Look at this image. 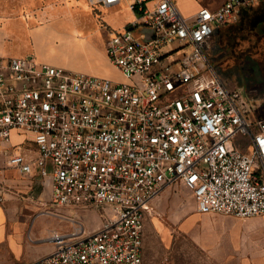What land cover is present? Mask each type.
Wrapping results in <instances>:
<instances>
[{
	"label": "built area",
	"instance_id": "2783aa9c",
	"mask_svg": "<svg viewBox=\"0 0 264 264\" xmlns=\"http://www.w3.org/2000/svg\"><path fill=\"white\" fill-rule=\"evenodd\" d=\"M122 1L134 19L103 29L125 82L0 57V143L29 135L38 152L26 161L7 150V166L39 177L50 210L105 214L96 231L67 217L70 228L47 239L55 251L32 264H144L145 221L172 184L197 213L264 215V117L250 118L247 95L226 87L202 49L264 0H225L194 21L173 0H89L107 9Z\"/></svg>",
	"mask_w": 264,
	"mask_h": 264
},
{
	"label": "crops",
	"instance_id": "0c3cea01",
	"mask_svg": "<svg viewBox=\"0 0 264 264\" xmlns=\"http://www.w3.org/2000/svg\"><path fill=\"white\" fill-rule=\"evenodd\" d=\"M173 1L180 13L189 21H194L195 14L199 11L205 9L214 11L225 2V0ZM119 6L110 9L118 10ZM99 7L91 4L89 0H0V57L25 58L70 72L125 82L126 79L122 74L107 60L105 54L107 33L98 25ZM129 14V19L116 25L123 26L132 21L134 13L129 10ZM240 16L238 25L231 28L222 26L214 30L207 40L211 45L210 53L205 54L218 77L230 90L236 89L232 82L233 77L226 73L228 66L238 62V59L254 58L264 54L262 51L264 5L254 4L250 8L243 9ZM102 18L111 24L107 18ZM216 45L220 48L213 52L212 48ZM244 94L247 95L254 114L256 115L257 112L259 117H264V101H258L247 93ZM15 136L19 140L17 142L12 140L8 148L9 152L21 154L26 161L36 159L38 152L31 136L13 134L12 137ZM24 145H29V155L22 153L21 148ZM172 185L165 187L153 200L155 209L160 211L165 209V201L170 194L167 191H170ZM50 209L48 195L43 191L39 177L20 175L7 166L5 157L3 168H0V264H32L55 251V247L47 239L52 232L68 230L70 222L66 220L67 215ZM210 215L205 217L204 223L231 217L214 216L220 214ZM43 216L63 219L69 226L60 228L55 226V223L54 225L37 223ZM192 226L187 221L186 228ZM196 229L194 233L196 238L202 237L215 248L211 255L224 258L240 256L242 259H239L238 264H264L261 255H252L250 258L245 254L238 255L211 239L198 227Z\"/></svg>",
	"mask_w": 264,
	"mask_h": 264
},
{
	"label": "rangeland",
	"instance_id": "374dc122",
	"mask_svg": "<svg viewBox=\"0 0 264 264\" xmlns=\"http://www.w3.org/2000/svg\"><path fill=\"white\" fill-rule=\"evenodd\" d=\"M100 13L97 15L98 25L103 30V24L117 29L123 26L125 20L130 18L128 4L122 1L118 10L99 7ZM105 17L111 23L102 20ZM102 18V19H101ZM239 16L231 24L226 25L231 28L240 22ZM216 45L212 48L215 52L219 50ZM203 52L209 54L211 45L206 42L202 45ZM217 49V50H216ZM264 51V49H262ZM248 59V60H246ZM238 62L231 63L226 72L233 77L235 89L242 93H247L253 99L264 101V54L254 58L238 59ZM75 73V72H74ZM95 77V76H94ZM254 113L250 118H253ZM257 115V116H256ZM255 117H259L256 112ZM11 140L17 142L15 136ZM29 145H24L21 149L24 155H29ZM9 145L0 144V168L4 165V153ZM169 197L165 201V209L158 210L157 216L150 218L145 224L143 258L145 264H238L239 257L213 256L210 253L215 249L211 243L203 240L202 237L196 238L195 231L198 227L204 231L211 239L229 248L233 253L245 254L249 258L252 255H261L264 258V215L254 219H235L229 217L224 220H216L211 223H204L203 220L210 214H201L195 211V204L190 192L181 184H173L170 189ZM68 217H76L86 231H96L101 227V222L105 217L103 208L74 210L52 209ZM44 211V209H42ZM62 216V215H61ZM189 216V217H188ZM211 216V215H210ZM224 217L222 215H214ZM193 225L186 228L187 221ZM58 219V220H57ZM52 224L60 228L69 226L68 222L48 216L41 217L37 223Z\"/></svg>",
	"mask_w": 264,
	"mask_h": 264
},
{
	"label": "water",
	"instance_id": "95a60500",
	"mask_svg": "<svg viewBox=\"0 0 264 264\" xmlns=\"http://www.w3.org/2000/svg\"><path fill=\"white\" fill-rule=\"evenodd\" d=\"M262 31L264 32V24L262 25Z\"/></svg>",
	"mask_w": 264,
	"mask_h": 264
},
{
	"label": "flooded vegetation",
	"instance_id": "af4514ba",
	"mask_svg": "<svg viewBox=\"0 0 264 264\" xmlns=\"http://www.w3.org/2000/svg\"><path fill=\"white\" fill-rule=\"evenodd\" d=\"M263 35V34H262Z\"/></svg>",
	"mask_w": 264,
	"mask_h": 264
}]
</instances>
